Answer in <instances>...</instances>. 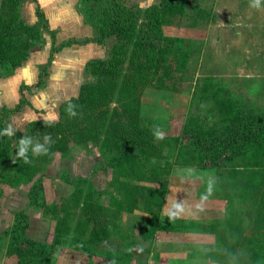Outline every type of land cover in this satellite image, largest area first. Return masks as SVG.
Instances as JSON below:
<instances>
[{
    "label": "rangeland",
    "instance_id": "obj_1",
    "mask_svg": "<svg viewBox=\"0 0 264 264\" xmlns=\"http://www.w3.org/2000/svg\"><path fill=\"white\" fill-rule=\"evenodd\" d=\"M159 1L125 0L129 7L136 4L142 10ZM177 1H181V11L166 13L161 26L164 35L175 41V50L161 59L160 68L141 95V117L164 134L157 142L161 144L162 156L146 159L138 150L134 157L119 156L116 149L107 153L117 156L111 160L99 148L107 134L101 127L100 139L95 141L87 137L78 141V133H70L67 136L69 156L61 155L54 144L47 155L36 157L29 152L31 167L24 164L23 174L13 178L18 162L22 161L15 156L22 136L41 143L48 134L53 141L57 138L47 125L32 130L26 118L18 126H13L11 121L14 114L5 118V128L11 124L17 130L14 136L8 137L11 144L0 151V264H19L16 255L6 252L8 235L5 232L13 227L21 213L28 218L27 237L51 246L55 264H160L161 258L157 259L158 254L150 248L155 252L160 249L181 252V258H186L177 262L175 257L171 264H253L247 245L254 239L257 249L264 248V136L231 160H219L221 168L217 170L199 164L194 143L183 132L184 128L223 125L240 111L264 118V0L259 9L251 8L250 0ZM71 2L65 5L75 6L76 11L73 10L72 18L67 21L68 27L61 19L53 23L58 31L54 37L45 32L31 62L47 64L52 47L60 43L57 32L63 29L71 30L65 33L66 38H97L88 23V31L80 26L83 11L78 2L73 1L74 5ZM179 5L176 2V8ZM144 15L139 17V24L145 22ZM140 32L145 36L143 30ZM116 41L115 36L107 37L100 51L92 49V56L87 53V46L80 45L73 52L76 59L68 71L49 75L50 85L45 92L33 89L37 88L34 85L39 81V69L34 84L24 89V95L33 100L29 95L33 92L35 105L56 112L58 117L63 102L78 95L76 87L98 79L86 71V65L83 68L85 60L100 54L106 55V59ZM55 54L53 59L57 57ZM9 76L5 74L2 78ZM57 81L62 83L58 85ZM72 87L75 88L72 90ZM2 96L0 92V114L4 108L14 107L2 106ZM153 167L154 176L160 171V182L150 181ZM187 169H192V173H187ZM209 177L215 184L207 199L221 200L216 201L217 212H211V216L200 214L198 204L186 200L183 202L189 211L170 222L164 209L177 197L176 190L168 186H179L181 190L183 179L188 182L199 179V187H192L187 193L202 199L207 193ZM163 180L167 182V189L161 197ZM37 186L38 205L34 207L29 192ZM160 198L162 205L160 202L155 206ZM153 210L159 212V227L191 229L195 235L177 237L175 246L163 243L153 246L152 242L159 237L156 232L149 240L147 252L132 253L134 238L148 230ZM197 215H202V219ZM128 254L134 256L129 258L132 260L129 263Z\"/></svg>",
    "mask_w": 264,
    "mask_h": 264
},
{
    "label": "trees",
    "instance_id": "obj_2",
    "mask_svg": "<svg viewBox=\"0 0 264 264\" xmlns=\"http://www.w3.org/2000/svg\"><path fill=\"white\" fill-rule=\"evenodd\" d=\"M23 1L0 0V78L5 74L13 75L22 66L30 50L42 41V31L48 29L47 20L39 9L36 11L38 21L35 24L29 25L22 20L20 7ZM92 1L95 6L85 12V19L97 33V38L66 41L53 46L48 62L42 67L41 74L38 75L39 81L34 87L42 85L43 73L49 69L53 54L63 47L89 41L103 44L107 37L115 36L117 41L110 51V56L103 60L94 59L87 62L86 71L97 75L98 79L93 83L82 84L76 97L64 101L59 107L58 119L55 122L49 125L43 121H33L30 122L29 128L36 130L44 125L49 126L57 138L54 143L55 150L63 156H69L70 153L67 137L70 133L77 132L78 141L85 137L95 141L100 139L99 131L102 127L106 129L107 134L101 139L99 148L101 153L110 156L111 160L117 159V156L112 157L111 153V155L107 153L116 149L119 156L134 157V152L138 150L146 159L158 158L162 156V147L161 144H157L159 139L154 135L156 130L149 121L141 117V95L150 78L160 68L161 59L169 51L175 50V41L164 35L161 26L166 13L172 10L181 11V1L160 0L159 4H154L145 10L136 4L129 7L125 0ZM176 2L180 3L177 8ZM142 15L145 22L139 24V17ZM140 30H143L145 36H142ZM52 37H54L53 33ZM28 88L30 87L20 88V98L14 107L2 110L0 133L5 129L6 117L30 106L24 95V89ZM68 102L76 105L77 116L70 117L66 113ZM222 124L217 123L203 129L184 128L183 132L194 143L197 154L195 157L198 158L200 165L218 170L221 168L219 160H231L252 143L260 142L264 136V118L248 115L245 111L235 113ZM8 137L0 135V151L4 146L11 144ZM18 164L13 178L22 175L21 171L25 170L23 161H19ZM151 170L153 173L155 167ZM159 173L158 170L154 176V171L151 175L152 180H148L160 182ZM142 178L146 181L145 177ZM166 186L167 182L164 183L163 180V185L160 186L161 197L165 196ZM36 189L39 190V186L29 192L34 207L38 205ZM156 202L155 206H159L162 205L163 200L160 198ZM152 212L150 211L152 218L149 219L148 230L141 233V236L147 240H151V236L164 228L158 225L159 212L156 213L154 210ZM27 227L28 218L25 213H21L16 217L13 227L5 232V235H8L6 252L16 255L19 264H55L53 248L28 238ZM95 238L98 240V236ZM257 246L256 241L252 239L246 247L247 254L253 264H264V248L257 249Z\"/></svg>",
    "mask_w": 264,
    "mask_h": 264
},
{
    "label": "crops",
    "instance_id": "obj_3",
    "mask_svg": "<svg viewBox=\"0 0 264 264\" xmlns=\"http://www.w3.org/2000/svg\"><path fill=\"white\" fill-rule=\"evenodd\" d=\"M72 0H24L21 7H20V11H21V17L22 20L29 24V25H33L38 21V17L36 14L37 9H39L45 19L47 20V24H48V29L47 30H43L42 31V41L45 38V32H48L51 36L52 33L55 35L56 34V30L58 28V26H54L53 23L57 22L58 19H61L62 22H65L64 24L67 25L66 27H68V23L67 21L70 19V17L72 18L73 15V10L76 11V7H71V6H67L65 5L68 2H71ZM75 1V4L78 2L80 9L83 11V13H81L82 15L80 16V20L79 22H81L80 26H84L86 28V31L90 30V26L87 24L86 19H85V12L91 8L95 6L94 1L92 0H73ZM73 1L71 2V4H73ZM74 5V4H73ZM63 6V7H62ZM86 8V9H85ZM63 24V25H64ZM82 29V30H83ZM67 28L63 29L62 32H57L58 36H60V38H58V41H60L59 45L62 43H65L66 41H82L80 40V38H76L78 36H76L75 38H66L67 36H64L65 33H67ZM65 31V32H64ZM68 31H71L70 29ZM62 35V36H61ZM70 35V34H69ZM68 35V36H69ZM64 36V37H63ZM88 37V39H92V37L90 38V36H86ZM104 44V43H103ZM103 44H98L92 41L86 42V43H75V44H71L68 45L66 47L61 48L55 55L57 56L56 59H53V61L51 62V65L49 67V71L47 73H45L44 77H43V84L42 87H37V88H33L35 90L41 91V92H45L47 89L49 82L48 77L51 76V74H58L60 71H68L70 68L69 66H71V63L76 59L73 55V52L80 47V45L82 46H87L86 50L87 53L90 54V56L93 55V50L95 52L100 51V48L103 47ZM91 47V48H90ZM94 48V49H93ZM36 49V45L30 50L29 56L26 59V61L22 64V66H20L13 75H10L7 78H0V92L1 94H3L2 98V106H6V107H12L15 106L18 103V99H19V94H18V89L21 86H28L30 87L33 83V80L35 79V77L39 74V72H37L36 75V71H38L39 69H42V67H44V65H41L42 63H37V61H33L31 62L32 58V54L34 53ZM93 49V50H92ZM40 50V49H39ZM39 52V51H38ZM37 52V53H38ZM106 56V55H105ZM104 56V57H105ZM103 57L102 54H100L98 57H91L85 60L84 66L86 65V63L88 61H90V59H100L103 60L105 59ZM50 75V76H49ZM38 77V76H37ZM55 83V82H53ZM62 82L57 81V84L60 85ZM50 85V84H49ZM75 87H72V90ZM79 87H76L75 90L79 91ZM52 89V88H49ZM66 90H68V88H65ZM34 91V90H32ZM29 95H31V97H34L33 100L26 98L28 100V102L30 103V106H26L24 107L19 113H17L16 115H13L12 118V122H13V126H18L20 125L19 123H21L20 121L22 119H27L30 122L33 121H46V118L48 116H55L56 119L53 120L52 122H55L58 117L56 112L54 111H46L45 108H41L37 105H35V97L36 95L32 93H30ZM44 100V99H43ZM46 111L45 113L41 112V111ZM39 111V112H38ZM184 183L186 185H184ZM180 184L182 185V193L181 190L178 188L179 186H168V187H172L176 190V194L175 196L177 197L176 200L179 201H190L191 203H196V204H202L204 211H198L200 214L203 215H210L211 216V212H217L216 210V201H221L220 199H206V200H202L199 199L200 197H198V195L195 196H191L189 195V193H187L189 191L190 188L192 187H199V179H196V181H186L183 179V181L180 182ZM179 198V199H178ZM199 216V219H202V215H197ZM166 217V216H165ZM191 229H180V228H168L165 227L161 230H158L156 235L158 237V239L155 241L156 242H152L153 246H160L162 243L165 244L164 246H175L178 245L177 241V237H180L182 235L188 236V235H193L194 231H189ZM141 234V233H140ZM195 235V234H194ZM159 238L163 239L165 238L166 240H164V242H162L163 240H159ZM136 241L134 242V252L132 253H136L138 255H140L141 253H143L146 250V248L150 247V242L147 239H144L142 236L141 237H137L134 238ZM180 239V238H179ZM176 240V241H175ZM161 241V242H160ZM170 242V243H169ZM173 243V244H171ZM158 244V245H156ZM152 246V247H153ZM162 246V247H164ZM138 249L142 250L141 252L138 251ZM153 250V253L155 255H157V259L161 258V263L160 264H171L170 262L172 260H177V262H181L179 261V259H182V261H185L186 258L184 259V257L181 258V252H178L177 254L175 253H169L170 250H157V252L154 251V248H150ZM160 251V252H159ZM147 254V253H146ZM128 258H127V262L129 263V261L131 262L132 260H130L129 258H134V256H132V254H128ZM167 255V256H166ZM184 255V254H183ZM165 261V262H164ZM176 262V261H174ZM147 263V261H146ZM149 263V261H148ZM181 264H185L184 262H182Z\"/></svg>",
    "mask_w": 264,
    "mask_h": 264
},
{
    "label": "clouds",
    "instance_id": "obj_4",
    "mask_svg": "<svg viewBox=\"0 0 264 264\" xmlns=\"http://www.w3.org/2000/svg\"><path fill=\"white\" fill-rule=\"evenodd\" d=\"M249 6L251 8L259 9L261 7V0H250ZM75 109H76V105L71 102H68L65 111L70 117H75L78 114ZM55 119H56L55 116H48L46 118V123L50 125L52 121ZM16 130L17 129L13 128V126L9 124L3 130V132L0 133V135L14 136ZM154 135L156 136L157 139L164 138L163 132L159 129L155 131ZM54 143L55 141L52 140L50 134L45 135L43 137L42 143L39 141H34V139L30 136H22L18 140V147L15 156L17 159L22 160L23 163L30 164L32 161L29 157V152H31L32 156H36V157L41 155H47L50 146ZM185 171L190 174L192 173L193 170L187 169ZM214 184H215V180L209 177L207 180V193L204 196H202V200H206L208 195L212 194ZM196 207L201 211L203 210L202 204H198ZM187 211H189V206L185 202H183L182 200L177 202V200L173 198L166 204V207L164 209V215L171 222L178 219L182 214L186 213Z\"/></svg>",
    "mask_w": 264,
    "mask_h": 264
}]
</instances>
